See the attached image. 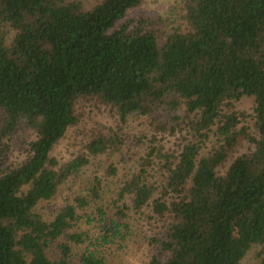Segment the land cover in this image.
I'll return each mask as SVG.
<instances>
[{
	"label": "trees",
	"instance_id": "1",
	"mask_svg": "<svg viewBox=\"0 0 264 264\" xmlns=\"http://www.w3.org/2000/svg\"><path fill=\"white\" fill-rule=\"evenodd\" d=\"M140 2L0 0V264H264V0Z\"/></svg>",
	"mask_w": 264,
	"mask_h": 264
},
{
	"label": "rangeland",
	"instance_id": "2",
	"mask_svg": "<svg viewBox=\"0 0 264 264\" xmlns=\"http://www.w3.org/2000/svg\"><path fill=\"white\" fill-rule=\"evenodd\" d=\"M84 7H88L96 0H80ZM181 0H141L139 6L135 7L129 13L143 12L151 16H158L162 19L166 27H180L184 28L185 23L180 18L182 13ZM238 106L242 109V101ZM244 107V106H243ZM98 118H103V115H98ZM32 133L30 130H18L10 139L11 155H17L23 149L27 141L31 138ZM61 151L63 147L59 144ZM62 153V152H60ZM60 200L59 194L51 198L45 203L43 211L47 214L51 212V208L55 207ZM138 215H129L128 221L133 224H139ZM143 227V226H142ZM141 232V230H140ZM146 247L140 240L139 235L130 238L128 242L120 249L116 250L109 256L110 264H144ZM252 251L248 252L242 260L241 264H252Z\"/></svg>",
	"mask_w": 264,
	"mask_h": 264
}]
</instances>
